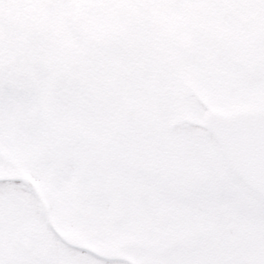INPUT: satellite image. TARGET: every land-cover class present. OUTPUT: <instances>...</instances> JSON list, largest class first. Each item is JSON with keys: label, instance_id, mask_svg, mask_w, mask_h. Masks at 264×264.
<instances>
[{"label": "rangeland", "instance_id": "rangeland-1", "mask_svg": "<svg viewBox=\"0 0 264 264\" xmlns=\"http://www.w3.org/2000/svg\"><path fill=\"white\" fill-rule=\"evenodd\" d=\"M214 11L217 13L216 17ZM60 15H62L61 20L65 21L63 24L59 23L62 22L61 20L55 21V18H59ZM47 16L49 19L46 18ZM219 17L226 18L224 21L221 20V26H225L217 28L215 22ZM144 21L155 22L154 29H164L165 32L161 34L166 38L163 39L169 42L171 47H176L182 62L184 61L183 73L187 74L195 64L203 65L206 70L209 64L214 69H218L220 74L214 71L215 73L211 76L212 88L205 93V97L206 94L210 96V102L220 104L226 111L237 108L242 103H264V0H0V65H2L0 66V80L7 71L3 69L4 63L12 65L15 63L12 60L15 57L24 62L26 52L33 54L37 52L41 58L43 52L49 50L50 46L65 57L66 55L72 56L74 52L77 55L78 50L85 53L87 49L92 52L102 50L107 53L110 45L115 54H119L118 49L132 43L142 42L144 38L141 25ZM48 22H55L56 25L50 28V34L45 29L49 25ZM210 43L214 45V48L216 47L213 51L223 53L227 60L230 59L229 56L237 52L244 57L247 56L246 60L250 58L257 62L260 67H254L256 77H252L253 71L246 70H244V77L239 76L234 68H227V63L224 65L227 71L223 74L218 68L219 65L215 64L216 61L218 62V55L209 52ZM217 47L219 51L216 50ZM193 49L196 50V56L191 59ZM71 51L73 52L70 53ZM208 56L209 60L206 58ZM45 57L42 58L52 67L65 62L60 54V61L56 53L50 59ZM30 61L28 58V62ZM15 68L20 71V64L18 63ZM51 74L54 76L53 79L57 75L53 71ZM178 78L179 76L175 74V79ZM58 79H61V75ZM184 81V79L181 80V82ZM15 87V82L6 87L9 96L4 104L10 116L24 110L18 106L23 100L19 97V93L17 94ZM119 91V103L124 104L129 98L127 90L121 92L119 89ZM190 93L191 91L186 88L183 90L184 95H190ZM244 98L248 99L241 101ZM151 103L153 106L157 103V99L155 98ZM164 109L157 118V127L153 128V131L154 129L159 131L160 128L170 127L173 132L170 138L157 135V141L160 143L155 144L153 148L155 158L152 160L160 157L162 161L156 160L153 168L149 167L151 160H147L148 164L138 163L136 166V170L140 168L141 173H144L139 176L140 183H137V187L142 193L139 199L141 220L147 225V227L142 226L141 229L147 235H151L147 241L149 243L146 244L147 247H143L145 242L140 243L139 233L132 234V230L137 229L132 222L129 223V220L136 219L131 212L134 208L133 203L129 204V212L126 214L124 209L118 211L111 207L107 210V205L104 203L100 204L98 209L97 207L94 209L96 220L94 217L82 216L81 210L83 211L84 206L93 207L90 204L93 201L90 198L93 197L91 190L86 188L88 184L80 181L84 171L90 170L88 175H93V173H91V167L88 166L89 163L83 161L93 162L99 170L100 166L107 163L104 153L93 148L90 149L91 151L73 152L75 165H71L74 169L71 182L73 180L77 182L79 192L85 191L80 194L83 197L78 200V205L74 208V210L80 208V212L76 214L78 223L83 227L93 223V228L85 229L88 231L100 229L104 238L108 240L117 237L124 240L125 236L126 243L123 246L127 249V253L136 257L142 264H175L174 250H179L178 253L181 255H185L184 251L186 252L187 249L196 251L197 247H200L199 243L204 239L203 235L199 236L200 232L197 229L204 222L205 227L211 231L210 239L215 240L223 237L226 227L238 225L237 233L243 239L240 240L241 246L245 245V241L250 245V239L255 241V236L252 238V230H258L262 240L258 259L264 264V237L262 235L264 203L259 195L235 178L226 167V161L219 154V147L214 143L213 138L196 126V122L202 120L205 108L196 105L195 110L187 109L186 116L182 118L191 119L195 124L186 120L180 125L177 124L175 128L173 124L180 121V118H175V116H179L180 110L169 112ZM121 112L128 115L127 108L121 109ZM135 134L142 138L146 132L138 130ZM168 139L171 145L170 151H167L169 157H166L167 152L161 143ZM81 148L83 145L79 147ZM63 157L60 160L62 165L73 162V160H67L68 157ZM169 159L170 164H168ZM126 171L124 166L123 172L126 173ZM126 188L127 193L128 186ZM149 188H154V190ZM163 192L166 193L163 194ZM146 196L147 201L144 199ZM179 198L184 201L187 198L190 201L187 205L190 206V212H183L184 209L181 206L183 203L176 200ZM171 202L176 205L172 207ZM154 204L156 210L151 211ZM170 210L174 212L181 210L186 215L181 222L182 225L174 227L182 233L178 249H176L177 246H172L174 238L169 232L172 226L161 228L164 230H161L162 234H166V237L170 236L165 241L155 240L158 236L153 234L158 227L153 221V215L162 219L161 212ZM223 220L225 224L221 225ZM96 221L99 222L98 225ZM215 222L218 223L215 225ZM149 224L152 225L151 230L148 227ZM254 224L257 228L253 227ZM219 233L222 235L219 236ZM228 235L234 236L231 233ZM185 241H190L191 248L184 244ZM202 243L206 245L205 242ZM42 258L43 256L41 262L35 264H44ZM88 262L87 260V264Z\"/></svg>", "mask_w": 264, "mask_h": 264}, {"label": "flooded vegetation", "instance_id": "flooded-vegetation-1", "mask_svg": "<svg viewBox=\"0 0 264 264\" xmlns=\"http://www.w3.org/2000/svg\"><path fill=\"white\" fill-rule=\"evenodd\" d=\"M166 63L167 66H162L163 73L170 67V63ZM107 66L110 77L111 119L113 128L117 131L116 145H121L116 66L111 57ZM203 71L204 75L201 73V66L195 64L191 73L194 87L204 92V87L208 89L212 86L210 77L215 72L211 64L207 70L203 66ZM126 87L127 95L131 98L130 103L135 108L133 116L143 121L154 118V107H146L151 98H156L157 105L164 107L167 100L164 93L174 94L175 79L171 76L163 77L160 88L153 87L146 79L143 80L142 86L132 83ZM179 100L180 97L173 103L169 101V108L174 109ZM39 118H34V126H30L26 119L25 133L16 139L10 138L7 127L0 130L1 264L41 262L47 247L55 249L53 259L57 264H87V260L88 264H142L136 257L127 253L125 246L117 242L119 239L101 238L103 232L100 229L88 231L85 228L89 225L83 227L78 223L76 214L80 209L74 210L79 200L77 185L74 180L71 182L72 172L70 175L66 173V169H71L70 166L59 164L60 151L68 153L70 161L74 158L70 153L72 147L59 145L56 124L49 123L43 130L41 122H36ZM100 120L103 125L110 121L104 114ZM9 175L22 176L27 180H6ZM27 181H31L33 186ZM94 213L95 210H87V214L93 217ZM52 223L56 230L51 228ZM89 227L94 226L92 224ZM174 236L175 241L176 234ZM174 241L173 244L178 249L179 241ZM85 243L95 248L96 254L81 248ZM145 246L147 247L146 242L143 244V247ZM233 248V244L223 245L220 251L214 252L212 247L205 246L202 249L197 248L196 251L187 249L184 251L185 255L179 254V250H174L175 264H257V248H247L245 251ZM43 263L45 264L44 261Z\"/></svg>", "mask_w": 264, "mask_h": 264}, {"label": "water", "instance_id": "water-1", "mask_svg": "<svg viewBox=\"0 0 264 264\" xmlns=\"http://www.w3.org/2000/svg\"><path fill=\"white\" fill-rule=\"evenodd\" d=\"M206 123L229 167L264 198V109L210 110Z\"/></svg>", "mask_w": 264, "mask_h": 264}]
</instances>
